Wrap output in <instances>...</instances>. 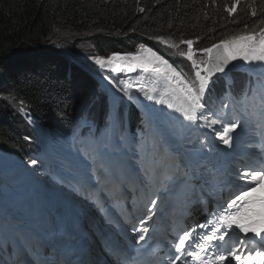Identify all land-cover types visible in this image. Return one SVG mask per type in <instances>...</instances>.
I'll list each match as a JSON object with an SVG mask.
<instances>
[{
  "label": "trees",
  "instance_id": "obj_1",
  "mask_svg": "<svg viewBox=\"0 0 264 264\" xmlns=\"http://www.w3.org/2000/svg\"><path fill=\"white\" fill-rule=\"evenodd\" d=\"M233 3L0 0V149L28 156L39 126L50 128L51 148L59 140L74 137L79 144L93 137L96 124L109 127V96L89 60L95 56L131 51L141 43L159 47L156 37L177 44L178 51H186L181 41L192 40L197 51L240 34L245 25L249 31L264 28V0H240L237 12L229 15ZM233 76V98L239 100L251 80L245 73ZM226 82L217 77L206 90L213 93L208 103L215 110L226 98ZM127 119L134 126L133 114Z\"/></svg>",
  "mask_w": 264,
  "mask_h": 264
},
{
  "label": "snow or ice",
  "instance_id": "obj_2",
  "mask_svg": "<svg viewBox=\"0 0 264 264\" xmlns=\"http://www.w3.org/2000/svg\"><path fill=\"white\" fill-rule=\"evenodd\" d=\"M239 4L240 0H234L227 8L229 15L237 12ZM256 14L253 8L251 15ZM247 27L245 25V30L240 34L197 50L204 57L199 60L195 58L197 51L193 49V41H181L187 45V50L179 51L178 54L191 61L193 80L187 79L167 59L143 43L132 53H114L107 57L95 56L93 59L97 65L113 73L139 70L135 81H116L122 86L120 91L130 95L135 90L147 100L178 113L182 124L178 137H183L184 130L192 126H203L214 133L220 144L232 148L233 134L249 121L264 136V28L249 31ZM155 39L169 47L179 48L163 37ZM236 61L249 66L246 71L254 74V81L239 100H222L220 111H213L208 107L206 90L216 74L226 75V70H231L229 65ZM237 103L240 111L231 120L223 119V109ZM217 125L220 127L217 128ZM150 128L149 122L137 141L139 159L136 162L141 165L146 179L155 177L160 169L163 171L159 190L149 200L146 214L132 225L133 242L141 246L147 243L149 224L155 216L153 210L164 203L162 196L175 194L181 186H187L188 191L184 194L186 202L195 197L198 203H210L212 207L205 206L207 217L203 223L176 230L167 264H264V151L258 152L255 160L235 168L233 176L204 162V149L209 152L215 149L210 147L211 142L205 143L207 137L204 140L198 138L196 143L200 144V148H195L193 144L189 151L199 154L201 159L189 171V165L165 143L163 135L149 131ZM185 143L193 142L186 140ZM108 147L110 144L100 137L93 136L83 141L81 154L88 162L92 178L97 182L106 178L110 171L102 151ZM29 163L33 167L42 164L37 159H31ZM193 179L197 184L202 181L203 186L199 191L196 190V184L192 183ZM204 195L208 196L207 201ZM124 264H138V261L135 258L125 259Z\"/></svg>",
  "mask_w": 264,
  "mask_h": 264
},
{
  "label": "rangeland",
  "instance_id": "obj_3",
  "mask_svg": "<svg viewBox=\"0 0 264 264\" xmlns=\"http://www.w3.org/2000/svg\"><path fill=\"white\" fill-rule=\"evenodd\" d=\"M53 43H58L60 44L58 41H51ZM73 43V42H72ZM81 42H78V45H80ZM166 44L159 42V46H165ZM166 47V46H165ZM160 52H158L160 55H162L165 59H167L169 61V63L173 64L174 67L177 68L178 71L182 72L187 79L189 80H193L194 79V69L192 66H190V61H185L183 60L178 52L174 49H170L167 47V49H159ZM156 51V50H155ZM248 65H245V67H247ZM128 72L125 73L124 76H127ZM120 76V75H118ZM119 79H123L121 76L119 77ZM135 81V80H134ZM104 84L105 87L110 89L111 87L115 89V91L118 94H121V91L119 89V86H117L115 84V82L113 80H110L108 78L104 79ZM111 90V89H110ZM134 94H139L137 92H135V90H133ZM139 104L141 101H139ZM164 110L167 112H173L172 110L167 109L166 107H164ZM236 112V108L233 110V112L231 114H235ZM232 117V115H231ZM150 119H155V115H151L150 117L146 118L148 125L149 122L151 123V128L149 129V131L151 132H155L154 127H155V123L151 122ZM249 129L246 136L243 137V139L241 140V138L237 137V132L234 133V141H233V147L231 148L232 150V155H234V164H235V168L241 167L244 164L249 163V161L251 160H255L256 155L258 152L264 151V136L262 137V139L259 140H251L249 139V136H255L257 135L260 130L259 128H255L253 126V123L250 121L248 123ZM217 128H219L220 126H216ZM50 139L46 136H42L39 143L43 144V145H48L50 143ZM243 145V146H242ZM126 147L128 148V150L132 151V147L130 146V144L128 143L126 145ZM119 148V147H118ZM245 148V149H244ZM83 148H80L78 146H72L69 149H52L49 146H46L45 151L43 152V155H41L37 160L41 161L44 168L46 170H44L39 164L36 167H33L31 165V167L34 170H37L38 172H44L48 174H62V175H67L68 170L67 168L69 167V161L70 158L68 155H76L77 157H82V160L85 164H87L88 162L85 160L84 156L81 154L82 153ZM243 150V152H241ZM139 159V155H137V157L134 159L135 163L137 164V160ZM9 160V157L4 156V155H0V169L3 168L4 163H6ZM73 161L75 159H72ZM76 165H74L75 167ZM77 167V166H76ZM71 173V177L69 179H63L61 177L58 176H54L51 175L50 177H48L49 179H51V181L56 185L59 186L63 189H66L68 191L73 192L74 194L80 196V197H84V201L86 202H91L92 200H94L95 195H100L101 193H99L96 190L95 186H90L87 182H86V177L88 176V178L91 181H94L95 183H98V185H101L102 183L99 181L97 182V180L93 179L91 176V173L88 171V169H80L78 168L76 171L75 170H69ZM163 169L158 170L157 174L155 177L152 178H145L142 174V169H141V165H136L134 168V174L137 173L138 175L131 177L130 180H128L127 184H129V188L134 189H145L146 193H149V191L152 188H155L156 186H158L159 182H160V175L162 174ZM235 174V172H234ZM11 179V178H10ZM133 181H136V183H134ZM84 184V185H83ZM10 220L14 221V217H10ZM1 222L4 223L5 226L0 224V251H1V256L6 259V261H10L11 258V254L13 255V245L14 243H16V237L15 235L13 237L7 238V233L8 232H12V230L10 228H8V219L6 218H2ZM19 229L21 230V227L19 226ZM8 231V232H7ZM16 251V250H15ZM17 258L15 261V264H20L22 262H24L23 259V252L22 249L16 252ZM11 264V263H8Z\"/></svg>",
  "mask_w": 264,
  "mask_h": 264
},
{
  "label": "bare ground",
  "instance_id": "obj_4",
  "mask_svg": "<svg viewBox=\"0 0 264 264\" xmlns=\"http://www.w3.org/2000/svg\"><path fill=\"white\" fill-rule=\"evenodd\" d=\"M102 69L107 73L114 74L107 68ZM126 72L127 70H125L123 73L117 74L123 79L135 80L139 70H137V72H128L127 76H124ZM145 83H147V81H145ZM138 100L141 101L140 105L151 113H161L163 110L162 105H158L153 101L147 100L142 93H139ZM168 120L172 123V125L168 123L167 120H159L156 124V132L163 135V139L166 144L168 143V139L177 135L182 127L181 118H179L178 113H175V116ZM172 126L173 132L168 131ZM223 148L228 151V148ZM117 168L119 169L121 167ZM28 170L29 169L27 165L20 159H9L6 163H4L3 168L0 169V211L7 213L8 216L15 215L19 217L24 229L27 230L31 235L35 236L34 226L30 222V218L32 215L35 216L37 210H43L48 205L42 199L44 193L39 179L34 180L27 172ZM187 189V186H184L181 194H183ZM3 191L5 192V195L3 194ZM20 199H26L30 204H32L31 208H33V210L30 211L29 216L26 215L27 212L24 211L23 207L20 205Z\"/></svg>",
  "mask_w": 264,
  "mask_h": 264
},
{
  "label": "water",
  "instance_id": "obj_5",
  "mask_svg": "<svg viewBox=\"0 0 264 264\" xmlns=\"http://www.w3.org/2000/svg\"><path fill=\"white\" fill-rule=\"evenodd\" d=\"M229 69H231V70L230 71L226 70V72H227L226 75L225 74H216V75L228 76L230 72L240 69V62L239 61L233 62L232 65H229Z\"/></svg>",
  "mask_w": 264,
  "mask_h": 264
}]
</instances>
